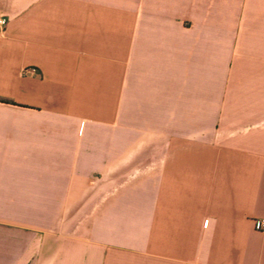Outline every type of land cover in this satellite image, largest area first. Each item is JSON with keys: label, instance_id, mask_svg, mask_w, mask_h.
I'll return each mask as SVG.
<instances>
[{"label": "crops", "instance_id": "crops-1", "mask_svg": "<svg viewBox=\"0 0 264 264\" xmlns=\"http://www.w3.org/2000/svg\"><path fill=\"white\" fill-rule=\"evenodd\" d=\"M0 16V264H264V0Z\"/></svg>", "mask_w": 264, "mask_h": 264}, {"label": "built area", "instance_id": "built-area-1", "mask_svg": "<svg viewBox=\"0 0 264 264\" xmlns=\"http://www.w3.org/2000/svg\"><path fill=\"white\" fill-rule=\"evenodd\" d=\"M8 24L7 18L0 16V31L4 32L5 28ZM255 228L260 232H264V220H256L255 221Z\"/></svg>", "mask_w": 264, "mask_h": 264}]
</instances>
